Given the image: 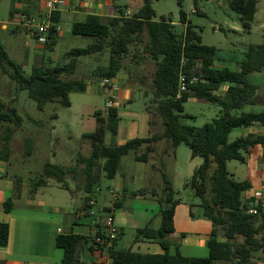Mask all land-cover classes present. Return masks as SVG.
<instances>
[{
	"label": "trees",
	"instance_id": "trees-1",
	"mask_svg": "<svg viewBox=\"0 0 264 264\" xmlns=\"http://www.w3.org/2000/svg\"><path fill=\"white\" fill-rule=\"evenodd\" d=\"M192 1L194 12L199 14V0ZM141 2L140 9L130 17L103 19L89 15L84 21L74 23L72 34L89 38L91 42L85 48H72L66 52V60L62 64L33 66L27 77L24 76L22 65L11 61L0 45V70L15 83L18 91L27 92L39 110L46 104L69 107V94L86 89V83L74 77L78 57L107 51V64L98 66L93 71V76L101 80L109 79L114 78L122 69V60L128 56L130 47L142 46L141 54L137 53L136 49L132 56L137 59V63L147 58L155 63L150 91L159 122L153 119L148 121V137L134 138L117 145V109L95 111V129L81 136L89 143V156L77 159V163L83 166V190L86 194L91 193L100 178L99 171L106 179H113L117 175L121 158L129 151H134L136 161L147 163L154 155L155 144L159 141L167 143L163 154H173L175 149L183 144L190 150L191 158L202 159V163L193 171L185 186L199 199L202 216L211 223L212 229L206 241V257H184L178 251L170 253V244L166 237L174 231L173 216L177 202L174 201L175 192L171 182L159 170L163 182L162 199L159 203L165 205L160 210V226L153 229L145 225L137 229L135 241H155L163 249V253H139L131 251V248H110V264H255L254 254L264 251V215L248 214L250 200L244 197V193L250 191L251 184L248 181L234 180L226 165L232 160L245 163L254 147H260L261 157L264 159V132L258 135L247 134L232 142L228 141L229 134L235 128L246 129L259 124L264 129V110L258 113L241 111L238 115L231 114L232 111L242 110L245 105L258 104L255 97L256 87L248 81V76L254 72H264V44L247 49L238 71L225 67L217 68L214 65L215 48L201 43L200 35L181 8L182 0H177L179 22L185 26L182 34L175 33L169 18L154 20L155 13L150 0ZM228 3L230 9L238 15L242 28L249 31L257 11V0H229ZM16 12L10 10V17ZM21 13L29 15L25 10ZM55 14L52 18V32L48 36V51L56 44L58 38V17ZM182 79L185 91L179 92ZM225 85L226 90L219 95L218 92ZM192 98L217 105L221 109V115L199 128L182 124L180 119L189 118L184 114L183 105ZM261 105L264 106V103ZM0 123L6 124L0 135V163H4L9 160L10 141L14 130L21 127L22 117L13 106L5 104L1 98ZM106 138L109 140L108 144ZM32 145V139L27 138L25 155L31 154ZM212 165L214 169L209 174ZM76 173V166L45 163L41 176L33 185H45L46 180L53 179L60 187L73 193L68 187L67 176L72 174L73 177ZM208 181L211 183L209 198L206 196ZM12 207L11 200L4 203L6 212H10ZM114 207L119 208L120 204L115 203ZM219 230L222 231L221 236ZM8 237V224L0 222V246L7 244ZM89 242L88 250L92 251L96 246L93 239L90 241L87 237L74 234L57 235L55 246L63 253L60 264H85L80 260L78 252Z\"/></svg>",
	"mask_w": 264,
	"mask_h": 264
},
{
	"label": "rangeland",
	"instance_id": "rangeland-1",
	"mask_svg": "<svg viewBox=\"0 0 264 264\" xmlns=\"http://www.w3.org/2000/svg\"><path fill=\"white\" fill-rule=\"evenodd\" d=\"M228 1L199 0L197 3L199 14L194 12L192 0H182L181 8L186 14L187 20L200 35L201 43L215 48L216 67H227L234 71L239 69V65L244 59V53L250 46L264 44V0H257V11L250 23L249 31L242 28L238 15L230 9ZM150 2L155 13L154 20L159 21L161 17L169 18L175 33H183L185 26L179 22L177 0H150ZM120 3H124V1L122 0ZM9 7L10 0H0V20L8 19ZM69 28L70 25L67 30L64 29L63 37L56 44L53 52L39 48L37 42L32 38H27L23 33L12 34L11 26L8 27V30L0 29V45L3 46L11 61L22 65L24 76L27 77L33 66L62 64L66 60L64 56L66 51L72 48H85L91 42L89 38L72 35ZM21 45L28 49L26 58H23L22 53L18 52V47ZM136 49L137 53L141 54L142 46L130 47L128 56L122 60V69L117 73L115 83L116 91L125 89V83L122 81L124 75L126 80L130 81L128 86H133L131 89L132 101H118L120 103V118L123 123L132 122L140 126L146 116L148 121L153 119L157 122H159V117L155 112L156 106L152 101L153 97L150 91L155 63L149 58L137 63V59L132 56ZM107 62V51L78 57L74 77L83 80L86 83V89L83 92L69 94V107L46 104L42 110L37 108L36 103L28 97L26 91H18L15 83L0 70V98L5 104L13 106L18 115L22 117L21 127L14 130L10 141L9 160L0 164L2 174L7 176L1 180L9 181L11 178L14 184H18L16 194H23L22 201L24 202L25 194L32 193V184L41 176L45 163L76 166L77 173L75 176L73 175L74 178L72 174L67 176L68 187L75 192L74 195L60 187L55 180L48 179L45 182L49 185L39 191L42 196L36 197L45 203L46 209L52 208V211L42 212L41 215L57 219L65 232H70V228L74 232H79L78 228L72 224L73 217L78 208L84 204L85 197L90 196L84 193L85 181L84 175L81 174L83 166L76 160L77 156L88 154L89 143L83 140L81 135L95 129L94 112L106 109L108 92L102 86L101 79L93 76V71L97 66L106 65ZM7 68L10 70V67L7 66ZM248 81L256 85L255 97L258 104L245 105L242 111L258 113L262 111L261 103H264V72L249 75ZM223 89L218 92L220 95L224 92ZM183 108L184 114L191 118H182L181 123L195 128L210 123L213 118L221 114L217 105L197 99L188 100L184 103ZM4 127L6 124L0 123V135L3 133ZM148 128L150 129L149 124ZM242 133V128L233 129L228 136V141H234L241 137ZM27 138H31L33 141L29 156L24 153ZM252 156V159L249 157L250 160L257 161L259 155ZM164 162L162 172L172 184L175 192L174 200L177 201L181 198L190 201L191 191L184 187V176L188 175L189 168L202 162V159L199 157L192 159L190 150L182 144L177 150L176 161L166 158ZM156 163L158 164V160ZM226 167L235 180H245L247 172L245 164L232 160L227 162ZM213 169L212 165L209 174L213 172ZM99 170L101 169L99 168ZM261 171H264V161L262 160L259 167V172ZM122 173L124 174L123 178L121 177ZM99 174L101 176L102 172L99 171ZM116 182L123 184L127 191L121 207L115 210L118 221L124 220V225L118 223L120 231L118 245L119 248H131L134 244L136 230L144 226L141 220L144 218L146 210L149 214L147 221L150 218L153 199L156 200V195L161 193L160 188H163V182L159 172L156 173L149 165L135 161L133 151H130L122 158L121 166L114 180L102 178L97 184L101 192L93 195V198L96 199V206L92 208L94 212L98 213V207L109 203L108 201L111 200L109 189H112ZM258 184L261 188L259 193L264 198V174H261ZM210 186L211 183L208 181L206 195L208 198L210 197ZM69 197H72V200ZM157 201L159 200L157 199L156 203ZM57 207L58 211L54 210ZM38 211L41 210L27 208L20 204L14 212L16 215L29 216L39 214ZM142 214L143 217L140 216ZM83 219L91 221L92 216ZM195 228H197V224L194 230H196ZM187 231L189 232L188 237L194 232L192 228H188ZM221 233L222 231L219 230L220 236ZM238 241L241 240L238 239ZM85 254H87L86 249ZM253 261L255 264H264V251L254 254Z\"/></svg>",
	"mask_w": 264,
	"mask_h": 264
},
{
	"label": "crops",
	"instance_id": "crops-1",
	"mask_svg": "<svg viewBox=\"0 0 264 264\" xmlns=\"http://www.w3.org/2000/svg\"><path fill=\"white\" fill-rule=\"evenodd\" d=\"M43 1L44 0H10V7L8 11L13 10V11H17L16 13H21V11L25 10L28 11L29 15L38 16L40 12H42ZM120 1L122 0H64V4L59 7L58 11L55 14L58 17L56 28L60 30V32L57 33L58 38L56 44L63 37L64 29L67 30L70 25L69 30L71 32L72 25L74 23L84 21L86 17L89 15H96L101 18H109V17H117V16L130 17L134 13H136L142 5L141 0H123L124 3H120ZM16 13H14L12 17H10L8 12V19L0 20V29L8 30V27L11 26L12 34L16 35L23 33L27 38H32L36 42L35 36L31 32L25 30L24 28L16 24L15 19H13V16L15 17ZM56 44L49 51L53 52ZM21 46L18 47L19 48L18 52L22 53L23 58H26L28 56V49L23 45ZM234 71H238V70H234ZM255 73L260 74L262 72H254L251 73L250 75ZM113 79L115 81L116 76ZM122 81H124L126 88L121 90L119 89L114 94L116 98H118L117 101L119 102L123 100L127 102H131L132 101L131 89L133 86H128V84H130V81L128 82L124 75L122 76ZM226 88L227 86L225 85L220 89V91L222 89L225 91ZM192 99L194 100V98ZM261 107L262 110H264V106L261 105ZM116 109L119 115L118 130L115 140L117 145H122L125 142L134 138H146L150 135L147 116L140 126H137L132 122L123 123L120 118V103ZM241 111L242 110L232 111L231 114L238 115ZM189 118H191V116H189ZM262 132H264V129H262V127L259 126V124H254L249 128L243 129L242 136H245L246 134L258 135L261 134ZM106 143L107 144L109 143L108 138H106ZM166 146L167 143H165V141H159L157 144H155L154 155L150 158V160L147 163H144L147 166L149 165V167L152 170H154L156 173L159 172V170L163 171V166L165 164L164 159L172 158L173 160L176 161L177 150L180 147V145L175 149L173 154L171 153L163 154V150L165 149ZM133 154L135 159L134 151ZM252 155H259L257 161L255 160V162H252V160H250V158L252 159L253 157ZM88 156H89V148H88V154L86 156H77V159L79 157H88ZM121 160H120V166H121ZM156 160H158V164L156 163ZM261 160L264 161V159H262L261 157L260 147H254L250 150V153L247 156L245 163H243L246 165L247 168V172L245 173L246 178L243 181H248L251 184L250 191L244 193V197L246 199L252 193L256 191L257 192L261 191V188L258 184L259 179L261 178V174H264V171L259 172ZM201 163L202 162H200L199 164H195L194 166L189 168L188 175L184 176L185 188L189 189L185 185L187 181L190 179L193 171ZM0 175L1 178L7 177L6 175L2 174L1 169H0ZM230 175L233 178V175L232 174ZM123 176L124 174L122 173L121 177L123 178ZM1 178H0V222L8 224L9 237L7 244L4 246H0V262H3L4 264H60L63 253L60 249H57L55 246V239L57 235L60 234L81 235L89 238V240L91 241L94 235L103 232V228L101 227V219L106 214L111 215L113 217L114 223L118 230L117 238L110 248L121 249L119 248L118 245L119 235H120V231L118 229L119 227L118 223L124 225V220L120 219V221H118L117 218L118 215L115 214V210L121 207L122 201L127 191L123 186V184H120V182H116L113 188L109 189L111 200L108 201L109 202L108 204L106 205L103 204L102 206L98 207L97 208L98 213H96L92 209L93 207L96 206V199L93 198V195L96 194L97 192L98 193L101 192V189L97 187V184L102 178H105L104 174L102 173L97 183L94 184L91 193L88 194L90 196L85 197L84 204L80 206V208H78L77 212L73 217L72 224L73 226H76L78 228L79 232H74L72 228H70V232H65L60 222L57 219H53L52 217L48 218L41 215L42 212L46 211L48 213L52 211L51 207L46 209L45 203L42 200H38L36 198L37 196H42V194L39 193L40 189L48 186L49 184L46 183L45 185H41V186H34L32 184V188H31L32 193L25 194L24 197H26V200L23 202L22 201L23 194L21 195L16 194V189L18 187V184H14L11 178L9 181L7 180L2 181ZM114 178L111 180H114ZM162 189L163 188H160L161 193L159 195H156V200L158 199L159 201H161ZM74 193L75 192L73 191V193L70 194L74 195ZM140 193L142 194L143 192ZM191 196L192 197L190 198V201L188 200L185 201L182 200L181 198L177 200L178 202L174 200L177 202L174 208V216H173L174 231L171 234H169L166 237V239L170 244L169 246L170 253H174L178 251L184 257H206L208 255V250L206 248V241L209 237L212 226L211 223L202 216V208L200 207V201L198 198L194 196L192 191H191ZM69 198H71L72 200V197ZM8 200H11L13 204V207L10 212H6L4 210V203ZM91 200L94 201L93 205L89 204ZM153 200L154 201H153L152 209L150 210V218L147 221V217H149V214H148V210H146L144 214V218H142L141 221H143L142 223L144 224V226L149 225L153 229H157L160 226V222H161L160 210L161 207H164L165 205L163 203L160 205L159 201H157L156 203V200L155 199ZM115 203H119L120 207L115 208L114 207ZM20 204H23L27 208H34L37 210L39 209L41 211H38L39 214H34L29 216L24 214L16 215L14 211L16 207L20 206ZM54 210L58 211V207ZM88 216H92L91 221H89L88 219L86 220L83 219L84 217L88 218ZM140 216L143 217V214ZM196 224H197V228H195L196 230H194ZM188 228H192L194 231L191 233L190 237L187 236L189 233L187 231ZM89 246H90V242L78 252V256L82 262H84L85 264H110L108 258L109 250H100L97 246H94V250L91 251L88 250ZM85 249L87 254H85ZM131 251L139 252V253H151V254L163 253V249L160 247V245L157 242L146 239H139L136 241L134 240V244L133 246H131ZM216 264H223V263L217 262Z\"/></svg>",
	"mask_w": 264,
	"mask_h": 264
},
{
	"label": "built area",
	"instance_id": "built-area-1",
	"mask_svg": "<svg viewBox=\"0 0 264 264\" xmlns=\"http://www.w3.org/2000/svg\"><path fill=\"white\" fill-rule=\"evenodd\" d=\"M64 4V0H44L42 12L38 16L25 15L22 13H16L15 22L20 27L31 32L36 39L39 48L46 49L48 45V36L52 32L53 27V14L56 13L61 5ZM57 33L60 32L56 28ZM102 86L107 90L108 97L105 104V108H117L119 103L115 96L117 90V85L113 78L102 79ZM185 91V84L183 79L180 82L179 92ZM250 207L248 209V214L250 215H264V198L261 197L259 192H254L249 195ZM90 205L94 204L91 200ZM101 227L103 232L101 235H94L92 238L96 246L100 250H109L117 238L118 230L114 223L113 217L111 215H105L101 219Z\"/></svg>",
	"mask_w": 264,
	"mask_h": 264
}]
</instances>
